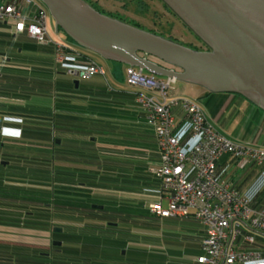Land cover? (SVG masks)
<instances>
[{
    "label": "crops",
    "instance_id": "obj_1",
    "mask_svg": "<svg viewBox=\"0 0 264 264\" xmlns=\"http://www.w3.org/2000/svg\"><path fill=\"white\" fill-rule=\"evenodd\" d=\"M64 42L73 63L74 54L81 50ZM88 58L82 57L80 63ZM123 67L112 64L108 76L103 68L104 75L91 79L110 84L115 95L107 97L108 106L123 108L125 122H120L121 126L137 130L140 125L132 113L137 88L125 84ZM79 81L66 74L64 66L54 65L50 45L36 44L25 34L14 35L9 26L0 24V264H117L121 250L126 254L133 246L142 245L132 243L131 238L135 234L140 239L147 237L148 231L136 228V224H147L146 220L159 222V234L163 235H173L167 228L178 229L179 221L185 232L182 234L194 241L188 260L167 258L161 253L165 257L161 264H194L201 254L204 236L199 222L143 215L132 218L125 210L122 212L126 205H120V197L127 196L126 192L98 184L84 185L83 178L72 176L75 167L69 161L73 158L71 149L93 157L114 156L106 151L111 148L109 144L99 139L92 146L83 136L91 134L94 125L85 113L89 99L81 91L75 92ZM190 92L189 99L201 104L206 118L219 132L234 142L264 149V111L239 95L205 96L203 88ZM226 122L234 128V137L224 132L222 124ZM115 125L114 120L109 124ZM103 129L91 140L114 132ZM93 169L83 164L80 173ZM261 171L264 174V166ZM246 196L253 200L255 194ZM157 197L156 193L149 200ZM133 219L136 230L127 229L129 237L117 243V238H126V233L120 231H125L121 224L133 225ZM143 251L140 254L145 262L154 258L151 255L159 261L154 252Z\"/></svg>",
    "mask_w": 264,
    "mask_h": 264
},
{
    "label": "built area",
    "instance_id": "obj_2",
    "mask_svg": "<svg viewBox=\"0 0 264 264\" xmlns=\"http://www.w3.org/2000/svg\"><path fill=\"white\" fill-rule=\"evenodd\" d=\"M47 18L39 0H0V24L9 26L14 35L25 34L39 45H50L55 65L64 66L66 74L78 80L104 75L103 67L90 58L81 64L85 58L81 54L70 63L66 43L48 34ZM175 81L126 68V83L137 88L135 102L153 131L159 155L151 172L164 194L148 202V210L158 218H193L201 223V254L194 264H264V251L251 248L257 237L264 239V205L232 187L218 172L225 155L264 166V149L230 140L198 103L169 96Z\"/></svg>",
    "mask_w": 264,
    "mask_h": 264
},
{
    "label": "water",
    "instance_id": "obj_3",
    "mask_svg": "<svg viewBox=\"0 0 264 264\" xmlns=\"http://www.w3.org/2000/svg\"><path fill=\"white\" fill-rule=\"evenodd\" d=\"M39 1L56 33L103 60L239 95L264 111V0H160L201 50L105 15L85 0Z\"/></svg>",
    "mask_w": 264,
    "mask_h": 264
},
{
    "label": "trees",
    "instance_id": "obj_4",
    "mask_svg": "<svg viewBox=\"0 0 264 264\" xmlns=\"http://www.w3.org/2000/svg\"><path fill=\"white\" fill-rule=\"evenodd\" d=\"M85 1L88 2L93 8L101 12L93 2H91L90 0H85ZM135 5L139 10L145 8L144 5L141 4L139 0L138 1L135 0ZM165 8L168 9L166 6ZM114 18H117L128 24L140 28L139 26L135 25L134 23H130L129 21L123 19L122 17L116 16ZM65 38L70 42H73L66 35ZM77 47L81 49L80 54L84 57L86 56L92 59L89 55H87L88 53L97 56L96 54L91 53L79 46ZM68 52H69V48H68ZM73 57H76L75 54ZM91 78L87 80H80L78 89L75 92L81 91V93L84 94L85 99L86 98L89 99L90 103L88 104L87 108L85 107V113L89 116L88 118L90 119L92 125H94V127L100 131L104 130L103 128H105L106 130L109 129L110 131H114V132H112L113 134L110 136H106L105 134H102L105 136L101 135L102 138L99 137L96 140H91L92 137H95L94 130L91 134L88 133L83 136H85V139L89 141V144L92 146L94 142H96L99 139L101 143L109 144L111 148L106 151H110V154L112 153V155L114 156L105 155L104 157H98L97 155H95L93 157L90 156V154L88 153L81 152V154L83 155L82 156L81 154H79L80 153L79 151L71 149L73 151L69 154H71V157L73 158L72 159L69 158V161L75 167L72 172V176L74 177L76 176L75 179L83 178L82 183H84V185L87 183L88 184L92 183V184H98L99 186H105L107 188L111 187L116 191L126 192L127 196L120 197L121 200L120 205L121 204L126 205L125 208H122V212L125 210L126 214H130L132 218H134L135 216H142V215L143 217L148 216V218L153 217V215L150 214L147 207L148 202H150L149 199L151 196L153 197V195H156V193L158 194V196L164 194L160 187L158 178L151 172V168L156 166L159 161V155L157 152V146L153 131L147 126L140 109L139 108L135 109V107H138V105L135 102V98L133 104L134 110H132L133 111L132 113L137 119L136 124L140 126H138L139 128H137V130H134L136 128L121 126L122 123L120 122L124 121L126 111L121 107L117 108V107L108 106L106 100L108 96L115 95L113 94L114 90L110 88V84L106 80L101 79L100 81L95 83L94 81H92ZM72 87L74 88V85H72ZM90 89H95L96 92ZM214 94L227 95V93L205 92V96H212ZM100 100L101 101L103 100V102H101L100 105H98V103L97 104L92 103ZM113 120L116 121V125H115L116 127L109 126V124L111 125ZM187 134L188 133L185 131L183 133V137L187 138L188 137ZM86 157H90L89 158L90 161L87 160ZM224 157L226 158L228 156L225 155L219 160L218 170L222 165V163H224L223 160ZM100 159H102L103 161H101ZM83 164L92 166L94 169L89 170L87 173L84 172L83 174H81L80 172L82 171L80 170V167ZM98 166H100V169H98ZM52 167L54 168L53 163H52ZM231 180H233V178ZM247 193L250 194L252 192L249 191ZM134 194H137L138 197L136 198ZM139 194H143V196L140 197ZM128 195H132V196L129 197ZM128 206H130V208ZM179 219H185V218H179ZM186 219H193V218H186ZM134 223L135 220L133 219V224Z\"/></svg>",
    "mask_w": 264,
    "mask_h": 264
},
{
    "label": "rangeland",
    "instance_id": "obj_5",
    "mask_svg": "<svg viewBox=\"0 0 264 264\" xmlns=\"http://www.w3.org/2000/svg\"><path fill=\"white\" fill-rule=\"evenodd\" d=\"M90 1L93 2L101 11V13L105 15L112 17H122L123 19L129 21L130 23H134L135 25L139 26L140 28H143L144 30L150 32L153 31L159 35H164L166 38L178 41L193 49H203L202 45L196 41V38L192 34V32L179 19L175 18L169 12H167V10H165V8L161 6L158 0H139L141 4H143L145 7L142 10L137 9L135 5V0ZM47 31L52 39L59 38L63 41L66 40V42L68 41L67 44H71L72 46L76 47L73 42H70L65 38L63 32H55L54 22L49 14L47 18ZM87 55H89L92 60L100 64L105 69V72L108 76L109 67L112 64H115V62L103 60L93 54L88 53ZM122 66H124L123 72L125 74V84L127 85L125 73L126 65ZM144 73L148 74L145 71ZM193 88L200 90L201 87L176 80L175 83L172 84L171 88L169 89L168 94L171 97L189 98L191 95L190 91L193 90ZM195 102L201 106L198 101ZM136 108L138 107H135V109ZM222 127L224 129V132L227 133L229 137L235 136L234 134H232L234 128L229 126L227 122L223 123ZM93 130L95 136H97L96 132L98 131V129L93 127ZM241 133L242 132H240V135ZM94 139L95 138H93V140ZM100 160L103 161L102 159ZM223 160L224 163H222L218 170L220 175H223L232 187L240 190L241 192H244L245 194H248L247 192L249 191L252 193L255 192V197L252 201L258 203V205H264V174H262L261 171L262 166L250 165V163H243V161L238 162L237 160H234L230 157H224ZM231 177L233 178V180H231ZM146 223L147 224H143L141 226L139 224H136V228H138L137 230H139L140 227L141 229L143 228V230L148 231L147 237L140 239L135 236V234L132 235L131 242H140L142 245H149L133 246L131 250L126 254H123L124 250H121L120 256L118 257L119 259L116 261L117 264H161V261L163 263L162 258L164 257L161 256V253L165 254L167 258H178L180 261L188 260L191 257V253H193L192 243H194V241L189 236L182 234L185 232L183 229L180 228L179 221L176 224L178 229H175V227L173 229L167 228V230L174 232L173 235L159 234V222L157 223L156 221L146 220ZM134 226V224H121V227L125 228V231H120L126 233V238H117V243L125 241L129 237L128 230H130L131 232H134L132 230H136L133 228ZM252 247L264 251V239L257 237L255 244H253L251 248ZM144 249L149 252H154V254H157V256H159V261L156 260V255H151L155 259L153 258L150 259L148 262H145V257L141 256L140 254V252H144ZM154 261H156V263Z\"/></svg>",
    "mask_w": 264,
    "mask_h": 264
},
{
    "label": "flooded vegetation",
    "instance_id": "obj_6",
    "mask_svg": "<svg viewBox=\"0 0 264 264\" xmlns=\"http://www.w3.org/2000/svg\"><path fill=\"white\" fill-rule=\"evenodd\" d=\"M159 2H160V4H161V6L163 7V8H165V6H164V4L160 1V0H158ZM165 10H167V12H169L172 16H174L175 18H177L171 11H169L168 9H166L165 8ZM178 19V18H177ZM196 38V37H195ZM196 41L197 42H199L201 45H202V47L203 48H205V46L196 38Z\"/></svg>",
    "mask_w": 264,
    "mask_h": 264
}]
</instances>
